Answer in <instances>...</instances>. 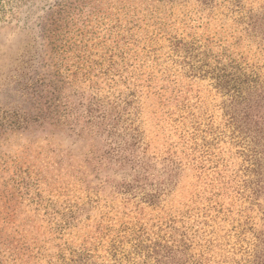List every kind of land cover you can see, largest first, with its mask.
Segmentation results:
<instances>
[{
    "label": "rangeland",
    "instance_id": "1",
    "mask_svg": "<svg viewBox=\"0 0 264 264\" xmlns=\"http://www.w3.org/2000/svg\"><path fill=\"white\" fill-rule=\"evenodd\" d=\"M166 252L264 261V0H0V264Z\"/></svg>",
    "mask_w": 264,
    "mask_h": 264
},
{
    "label": "trees",
    "instance_id": "2",
    "mask_svg": "<svg viewBox=\"0 0 264 264\" xmlns=\"http://www.w3.org/2000/svg\"><path fill=\"white\" fill-rule=\"evenodd\" d=\"M227 77L228 76H226L225 74L219 75L217 77V80L219 82L218 84H220V83L222 84L223 83V88H225V89H228L227 87L229 86L230 82L233 80V79H231L230 81H226V78ZM242 83H245V82L241 81V77H237L235 79V81H234V85L231 87V88H234L235 89V93H236V95L238 97H242L243 96L242 93H243V90L244 89L242 88L243 86H241ZM260 91H263V90L260 89ZM246 93H247V95L254 97V95H252V92L251 91H247ZM244 100H247V99H244ZM251 151H252L253 155L256 156L255 155V153H256L255 149H253ZM251 166H252L254 172H258V169L261 167V165L258 163L257 159H255L254 161H252ZM257 182H259V181H257ZM165 249H166V247H165ZM168 250H171V249H168ZM162 259H164V261H166L165 262L166 264H175L174 259L171 258L169 252L164 253L162 255ZM158 262L160 263L161 262V259L158 260ZM255 264H264V261H263V263L261 261L260 263L259 262H256Z\"/></svg>",
    "mask_w": 264,
    "mask_h": 264
}]
</instances>
